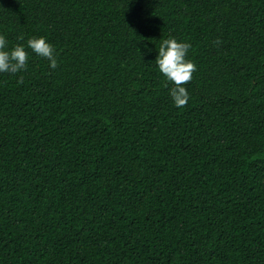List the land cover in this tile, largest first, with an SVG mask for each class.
Instances as JSON below:
<instances>
[{"label":"trees","instance_id":"trees-1","mask_svg":"<svg viewBox=\"0 0 264 264\" xmlns=\"http://www.w3.org/2000/svg\"><path fill=\"white\" fill-rule=\"evenodd\" d=\"M0 35V264H264V0H0Z\"/></svg>","mask_w":264,"mask_h":264},{"label":"clouds","instance_id":"clouds-1","mask_svg":"<svg viewBox=\"0 0 264 264\" xmlns=\"http://www.w3.org/2000/svg\"><path fill=\"white\" fill-rule=\"evenodd\" d=\"M23 40V35L18 37ZM214 43L219 44V39ZM7 41L5 36L0 35V73L15 74L27 69L28 53L22 44H17L12 50H5ZM27 47L35 54L47 59L50 62V68L56 69L58 61L55 55V49L47 42L44 37H33L28 39ZM191 45L186 42H178L175 38H168L161 42L158 56L155 63L158 65L160 73L174 86L170 89L169 95L178 108L187 105L190 96L184 87L192 80L193 73L197 71L196 65L187 59ZM19 83H23V77ZM167 87V84L165 85Z\"/></svg>","mask_w":264,"mask_h":264}]
</instances>
